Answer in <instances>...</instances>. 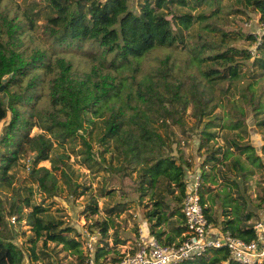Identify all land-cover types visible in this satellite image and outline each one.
<instances>
[{"label":"trees","instance_id":"16d2710c","mask_svg":"<svg viewBox=\"0 0 264 264\" xmlns=\"http://www.w3.org/2000/svg\"><path fill=\"white\" fill-rule=\"evenodd\" d=\"M7 1L0 0V106L9 111L0 136V182L9 184L7 170L31 152L29 173L47 195L56 192L57 168L72 194L82 192L68 154L48 155L53 141L61 146L79 137L81 147L69 144L79 163L91 171H135L133 189L139 198L148 191L151 199L142 211L148 233L165 244L179 242L186 236L180 206L190 172L179 145L192 140L202 154L199 195L207 224L246 242L256 238L264 177L255 181L254 198L246 189L251 167L264 168V0H138L136 10L129 0H46L43 14L39 8L17 13ZM247 11L258 13L261 32L223 27L220 12ZM193 24L196 30L188 31ZM187 106L192 123L182 114ZM249 116L262 130L258 148L249 139ZM92 126L102 146L97 151L86 135ZM32 127L37 131L29 134ZM217 136L222 142L215 145ZM108 142L115 165L102 155ZM42 159L49 160V167H34ZM22 202L29 211L22 214L21 204L11 201L7 213L29 225V244L17 245L12 232L1 227L0 209V264H19L22 250L31 260L44 259L45 249H35L38 239L43 246L47 240L60 243L82 263L75 229L44 217L39 203ZM216 203L221 218L213 213ZM123 205L117 202L106 213H118ZM86 208L96 211L94 197ZM109 220L94 221L99 236L107 234ZM94 247L95 257L112 250L106 242ZM172 264H264V258L241 262L219 245Z\"/></svg>","mask_w":264,"mask_h":264},{"label":"rangeland","instance_id":"374dc122","mask_svg":"<svg viewBox=\"0 0 264 264\" xmlns=\"http://www.w3.org/2000/svg\"><path fill=\"white\" fill-rule=\"evenodd\" d=\"M7 5L13 7L17 13H21L22 10L26 11L30 9L35 11L37 8H39L43 14L47 9L46 0H8ZM128 5L132 9L136 10L138 9V0H129ZM177 8L186 10V7ZM219 14L223 16L222 21H224L223 27L225 29L239 28L244 31H251L254 33H259L263 29L260 22H258V13L247 11V13L243 15H239L238 13L224 14L222 12ZM41 20L42 18H39L36 20V22L40 23ZM187 30L194 32L196 30V24H193ZM187 30H183V32H187ZM34 34L36 37H38L37 32ZM176 53L178 54V51H176ZM189 109L190 107L187 106L182 111V114L184 116V120L187 123H192L193 119L188 114ZM217 109L220 110V107H217ZM8 120L9 111L6 110L4 106H0V136L3 132V126ZM246 124L247 130L249 132V139L254 142L258 148V145L261 142L260 134L262 130L261 128L254 126L253 119L250 116L247 117ZM172 127L176 131L177 136H184L179 133V129L175 125ZM36 131L37 128L32 127L29 130V134ZM220 131L221 129L218 130L219 135ZM86 135L95 151L102 149V146L99 145L96 139V135H98V133L93 126L91 127L90 134L86 133ZM244 136L246 138V135ZM221 142V138L217 136L215 145L220 144ZM70 143L71 141L68 140L65 141L63 145L58 146L56 145L57 143L53 141V149L49 151L48 155L54 157L55 155H59L63 152L68 154L67 158H65L70 164L69 169L71 171V175L74 180L79 183L77 190L81 189L82 192L78 194H72L66 187L63 174H61L60 170L57 168L53 170L56 185L54 190L56 192L52 191L51 195H47V191H42L37 186L36 180L33 179L29 173L30 167L32 166L33 154L31 152L23 153L7 170V173H10L11 182L7 184L4 179H2L0 182V209L3 215L1 227H5V231L12 232L11 234L13 235V241L17 245L21 247H27L29 244L27 239L32 233L29 225L26 224L23 219L17 221L15 215H9L7 213L9 203L11 201L21 204L22 214L29 211L30 206H26L22 202L24 198H27L30 204L39 203L45 207V211L42 214L44 217H53V219L60 221V223H62L61 225L72 226L78 233L76 237L81 240L82 251V245L85 243V241H91L92 245H101L103 242H106L108 248L112 247V250L100 257L114 258L123 252L125 247H127L133 241V239L137 237L141 228L148 231L147 224L142 214V211H145V209H148L151 206V199L148 195V191L142 194L140 198L138 197V192L133 189V183L135 182L136 178L135 171H131L130 174L121 175L119 171L111 169H98L95 171L88 170L79 163L77 155L69 152ZM71 144H74L75 149L81 147L79 137H76ZM179 146L182 150L183 157L190 161L189 171L192 172L193 170L198 169V163L202 158V154H199L200 152L196 150L194 142L192 140L181 141ZM1 147L2 144L0 140V151ZM110 147V142H108L109 150L103 151L102 155L104 156L105 161L115 165L116 160ZM40 165L49 167V160H39L35 163L34 167H38ZM216 167H220L219 164H217ZM251 168L252 173L250 174L249 180L247 181L248 187L246 189V195L252 199L254 198V192H256L254 187L255 181L259 180L261 182L262 177H264V168L257 169L255 166H252ZM102 188L109 189L110 193L103 192ZM212 188H214V186ZM92 197H94V200L96 201L95 212H90L86 208L88 200ZM117 202H124V209L118 213H106V208L116 204ZM251 204L252 200L250 202V205ZM241 206L242 205H239V207ZM230 207L232 206L230 205ZM219 212H221V207L216 203L213 206V213H215L218 218H221ZM11 216H14V219L11 220ZM228 216H230V214ZM103 218L111 219L109 220L110 226L108 227L107 234L105 236H99L98 229L93 223L94 221H100ZM12 227H14V231L11 230ZM161 227L164 229H169V225L166 223H163ZM74 234L75 233L71 231V235ZM114 238L119 239L122 241V243L116 245L114 242H112ZM42 248L45 249L48 255L44 257V259L37 260H31L27 252L23 250L26 252L30 264H46L45 262L48 260L54 264L78 263L77 254L63 249L60 243L47 240L45 246H43L41 244V239H38L35 246L37 253Z\"/></svg>","mask_w":264,"mask_h":264},{"label":"built area","instance_id":"2783aa9c","mask_svg":"<svg viewBox=\"0 0 264 264\" xmlns=\"http://www.w3.org/2000/svg\"><path fill=\"white\" fill-rule=\"evenodd\" d=\"M201 181L198 169L188 173L180 206L186 229V236L181 241L165 244L141 228L137 237L114 258L95 257L94 245L85 241L82 263L77 264H172L193 259L205 248L219 245L226 246L232 259L246 263L261 261L264 258V223L257 221L254 224L256 238L247 242L228 232L212 229L206 222L200 201Z\"/></svg>","mask_w":264,"mask_h":264},{"label":"water","instance_id":"95a60500","mask_svg":"<svg viewBox=\"0 0 264 264\" xmlns=\"http://www.w3.org/2000/svg\"><path fill=\"white\" fill-rule=\"evenodd\" d=\"M1 85H0V89H1ZM19 264H30L29 263V258H28V256H27V254H26V252L25 251H21V257H20V260H19Z\"/></svg>","mask_w":264,"mask_h":264},{"label":"crops","instance_id":"0c3cea01","mask_svg":"<svg viewBox=\"0 0 264 264\" xmlns=\"http://www.w3.org/2000/svg\"><path fill=\"white\" fill-rule=\"evenodd\" d=\"M259 214V221L264 223V208L260 209L258 211ZM212 229H216V227H211Z\"/></svg>","mask_w":264,"mask_h":264}]
</instances>
